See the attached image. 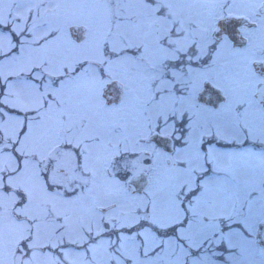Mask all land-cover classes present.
Returning a JSON list of instances; mask_svg holds the SVG:
<instances>
[{
	"label": "snow or ice",
	"instance_id": "6c2138e0",
	"mask_svg": "<svg viewBox=\"0 0 264 264\" xmlns=\"http://www.w3.org/2000/svg\"><path fill=\"white\" fill-rule=\"evenodd\" d=\"M0 264H264V0H0Z\"/></svg>",
	"mask_w": 264,
	"mask_h": 264
}]
</instances>
